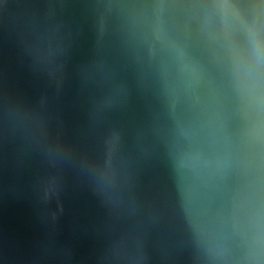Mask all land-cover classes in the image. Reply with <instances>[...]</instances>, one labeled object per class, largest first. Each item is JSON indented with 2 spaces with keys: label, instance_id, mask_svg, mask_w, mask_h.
<instances>
[{
  "label": "water",
  "instance_id": "95a60500",
  "mask_svg": "<svg viewBox=\"0 0 264 264\" xmlns=\"http://www.w3.org/2000/svg\"><path fill=\"white\" fill-rule=\"evenodd\" d=\"M206 2L0 0V264H246L257 204L264 226V137L249 136L254 117L204 45L221 23ZM157 20L169 34L190 31L204 69L196 95L174 86ZM49 41L44 62L37 49ZM18 113L34 117L30 131ZM109 129L124 137L119 204L47 152L59 143L77 161L102 157ZM174 140L206 162L202 241L182 226ZM53 177L58 194L45 198Z\"/></svg>",
  "mask_w": 264,
  "mask_h": 264
},
{
  "label": "clouds",
  "instance_id": "9594fccd",
  "mask_svg": "<svg viewBox=\"0 0 264 264\" xmlns=\"http://www.w3.org/2000/svg\"><path fill=\"white\" fill-rule=\"evenodd\" d=\"M199 7L206 9L210 16L221 17L219 26L205 29L202 39L212 56L220 62L226 87L235 94L236 102L242 103L254 117L249 136L259 142L264 137V0H249L248 3L207 0ZM238 9L245 11L242 13ZM153 34L155 41H159L160 50L168 54L174 86L180 85L190 96L196 95L204 69L200 60L188 52L190 31L185 27L182 33L172 35L166 31L162 21L157 20ZM37 53L40 60L49 61L53 54L51 42L39 47ZM17 119L25 132L30 131L34 117L18 113ZM123 147V134L117 129H109L103 136L102 157L77 161L59 143L49 146L47 152L57 163H72L95 191L111 203L119 204L121 184L127 178V173L122 170ZM169 156L177 170L183 173L185 182L182 226L192 238L202 241L208 237L200 197V181L206 166L202 150L193 144L185 145L174 140L169 143ZM41 187L45 198L58 194L55 177L42 180ZM252 229L254 234L245 258L246 264H264V226L258 204Z\"/></svg>",
  "mask_w": 264,
  "mask_h": 264
}]
</instances>
